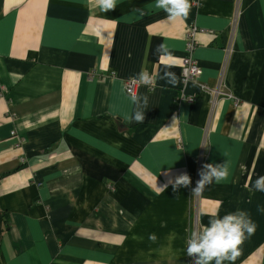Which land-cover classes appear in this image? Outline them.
Returning <instances> with one entry per match:
<instances>
[{
    "label": "crops",
    "instance_id": "crops-1",
    "mask_svg": "<svg viewBox=\"0 0 264 264\" xmlns=\"http://www.w3.org/2000/svg\"><path fill=\"white\" fill-rule=\"evenodd\" d=\"M190 2L170 21L155 0H0V264H194L186 240L217 202L256 225L231 264H264V192L249 190L264 176V0ZM192 27L203 73L185 85ZM141 71L157 86H138L145 120L129 123ZM226 160L229 178L192 195ZM183 172L189 187L153 190Z\"/></svg>",
    "mask_w": 264,
    "mask_h": 264
},
{
    "label": "clouds",
    "instance_id": "clouds-1",
    "mask_svg": "<svg viewBox=\"0 0 264 264\" xmlns=\"http://www.w3.org/2000/svg\"><path fill=\"white\" fill-rule=\"evenodd\" d=\"M95 7L102 12L114 10L117 7V0H94ZM155 7L164 11L167 14V19L175 21L177 19H186L192 7L190 0H155ZM135 11L143 14L142 9ZM158 55V60L163 65L165 71L159 79L165 80L168 84L175 85V74L169 69L174 66V57L167 45L161 43L155 49ZM134 83L149 87H154L156 77L148 72L141 71L134 78ZM130 100L134 105L133 114L127 120L129 123H143L145 120V111L148 107V97L137 94H130ZM175 119V117L173 118ZM168 176V180L163 185L157 184V177L153 184V190L157 195H161L172 186L173 191L181 187H189L192 183L191 177L186 172L180 173L172 177L170 173H164ZM230 176L229 163H205L199 171V179L196 186L192 188V195L199 196L204 188L211 185L213 182L219 184L226 181ZM264 192V176H260L255 180L252 189ZM212 213H202L209 215L210 219L207 225H202L193 229L186 240V252L189 257L194 258V264H225V262H234L240 254V246L247 237H250L255 232L256 225L251 219L249 213L245 210L237 209L234 212H229L219 216V205ZM150 240H155V234H150Z\"/></svg>",
    "mask_w": 264,
    "mask_h": 264
},
{
    "label": "built area",
    "instance_id": "built-area-1",
    "mask_svg": "<svg viewBox=\"0 0 264 264\" xmlns=\"http://www.w3.org/2000/svg\"><path fill=\"white\" fill-rule=\"evenodd\" d=\"M196 33L197 28L192 27L188 34H187V55L183 59L182 64V77H183V83L186 85L189 82L197 81L202 76V69L199 66L198 62L194 59V51L197 48V41H196ZM140 84L134 83V80H129L126 83V91L130 94H136V90ZM156 83L154 87H152L150 90H153L156 88ZM200 90L202 93L207 94H216L217 91L210 89L208 86L201 84ZM233 98V97H232ZM195 97H187V101H194Z\"/></svg>",
    "mask_w": 264,
    "mask_h": 264
}]
</instances>
